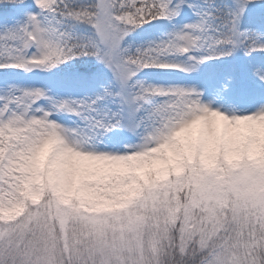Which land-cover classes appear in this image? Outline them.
<instances>
[{
  "label": "snow or ice",
  "instance_id": "6c2138e0",
  "mask_svg": "<svg viewBox=\"0 0 264 264\" xmlns=\"http://www.w3.org/2000/svg\"><path fill=\"white\" fill-rule=\"evenodd\" d=\"M0 264H264V0H0Z\"/></svg>",
  "mask_w": 264,
  "mask_h": 264
}]
</instances>
